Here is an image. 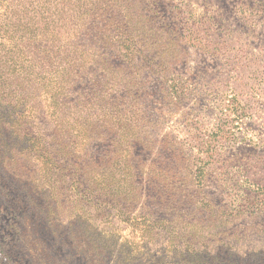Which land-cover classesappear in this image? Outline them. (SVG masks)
Here are the masks:
<instances>
[{
	"label": "rangeland",
	"instance_id": "1",
	"mask_svg": "<svg viewBox=\"0 0 264 264\" xmlns=\"http://www.w3.org/2000/svg\"><path fill=\"white\" fill-rule=\"evenodd\" d=\"M0 264H264V0H0Z\"/></svg>",
	"mask_w": 264,
	"mask_h": 264
}]
</instances>
